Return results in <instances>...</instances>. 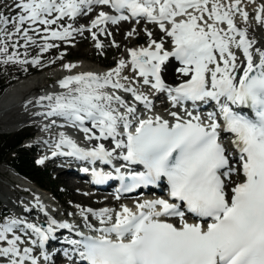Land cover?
I'll return each mask as SVG.
<instances>
[{"label": "snow or ice", "instance_id": "snow-or-ice-1", "mask_svg": "<svg viewBox=\"0 0 264 264\" xmlns=\"http://www.w3.org/2000/svg\"><path fill=\"white\" fill-rule=\"evenodd\" d=\"M240 4L241 0H17V16L0 14V25L14 24L15 33H23L25 45L35 43L29 31L40 32L33 26H43L41 52L56 47L49 40L65 41L74 32L84 31L91 32L96 47L102 48L92 30L98 29L103 35L106 29L100 25L128 20L124 10L132 18L142 17L158 24L171 38L173 47L167 51L163 42L151 40L148 33V47L129 49L128 61L119 60L103 75L88 72L65 76L58 81L65 92L37 100V104L48 101L42 105L47 110L39 115L62 118L85 133L86 140H110L114 145L108 149L98 143L85 149L61 132L56 148L66 147L69 151L60 154L104 164L117 159L126 162L125 167L143 168L127 175L119 167L114 169L115 175L94 171L97 183L119 180L118 192H133L156 185L162 178L167 181L168 199L136 202L135 210L126 205H121L119 211L82 210L85 221V213L98 219L100 227L88 224V228L99 235L76 232L81 238L66 242L74 246L86 264H264V50L253 49L255 41L247 38L246 29L234 23L237 13L245 22L249 18ZM92 5L110 6L118 15L100 11L87 29L71 24L51 27L64 17L91 12ZM255 20L264 25V5L256 9ZM220 24H226V29ZM12 35L9 33L7 38L10 40ZM0 55L4 63H40L39 58L21 60L15 51L9 55L6 44L0 46ZM170 57L180 62L178 71L188 78L175 87L162 79ZM128 64L143 84L158 93L166 92L172 108L181 106L183 114L169 111L171 120L159 114L138 115L135 105L116 94L117 90L129 93L149 113L153 110L148 96L120 82L128 80L127 76L121 77ZM74 67L64 65L69 71ZM109 88L113 91H106ZM186 102L192 103L194 111L183 107ZM198 102L211 103L214 110L202 117ZM86 121L90 128L85 126ZM222 133L233 135L235 155L221 143ZM233 174L242 179L233 184ZM186 213L204 223H188ZM168 217L178 218L179 226L167 222ZM72 228L51 217L46 228L21 219L2 223L0 242L6 246H0V264H38L32 248L21 249L23 240L14 229L30 232L36 237L31 243L38 242L43 248L55 229Z\"/></svg>", "mask_w": 264, "mask_h": 264}, {"label": "rangeland", "instance_id": "rangeland-1", "mask_svg": "<svg viewBox=\"0 0 264 264\" xmlns=\"http://www.w3.org/2000/svg\"><path fill=\"white\" fill-rule=\"evenodd\" d=\"M17 0H0V14L4 15L5 17L8 18H13L17 16L16 14L10 13L11 8L14 6L11 4V2ZM222 2L229 3L230 0H222ZM255 2H260L259 4H256ZM261 5H264V0H246L243 2L241 0L240 7H242L246 12H249L251 9H257ZM210 7V4H209ZM19 12V10H16ZM191 11V10H190ZM207 18V17H205ZM211 23V21H209ZM234 23L237 25L238 28L241 29H246L247 31V38L249 40H254L255 44L253 45L254 48L258 49H264V25L258 24L255 20V16H250L245 22L237 13L234 16ZM68 24H71L73 28H80L84 27L85 29L88 28V24H81L80 22H65V21H58L57 25L51 26L54 29H59L62 27H66ZM25 26H28V24H25ZM169 25L165 26L168 27ZM33 27L39 28L40 32L37 34L36 32L29 31L28 35L32 36L33 40L35 43H28L25 45V39L23 37V33L16 34L15 33V27L14 24L9 23L8 25H0V34L2 32L6 33H13L12 38L8 42L5 43L8 46V54L10 55L13 51L18 53V48H25L26 51L24 52H19V56L21 60L27 59L28 61H31L33 58H39V65H33L32 63H4L3 62V56L0 55V64L1 70L3 68L11 71H15L14 69L16 68L20 74H25L27 75L30 73V69H34L38 71L39 66L44 64L50 65L51 67L49 69L40 71L39 73L34 74L33 71L31 72V77H43L47 76L48 78H43L41 81L40 79L34 80L33 82H37V84L40 88L35 89L32 91H29V93L24 97V101H33L31 106L27 107V111H22L23 107H19L17 110H11L10 112L6 113L5 118H7V124L5 125H0V133H9L11 131H14L16 128L19 126H22L23 124L33 122L35 125L32 128L25 129L27 132H34L39 134L41 132L44 133H53L56 134L57 129H60L56 125H49L47 127H42L40 126L41 121L39 122L37 119H40V117L36 118H31L30 114L32 115H38L36 110L39 108H46L44 106L47 105L48 101H42L41 104H37V100L39 99V94L43 93V91H54V92H65V89H62L59 87L58 81L62 80L65 76L68 75H73L79 72H85L88 73L91 71V73L96 74V75H103L104 73H107L111 69L115 68L117 66V62L121 59H124L127 50L130 49L131 47L134 48H145L148 47L149 45V36L148 33H151V40H154L156 42H163L165 48H172V42L171 38L168 37L164 32L158 29H152L150 27H146L145 25L137 24V22H134L132 24H123V25H115L110 28H108L105 31V34L101 35L99 32L97 33V39L102 43L103 47L102 48H97L96 47V42L92 39V33L88 31H84L83 33L79 32H74L72 37L68 38L65 41H60V40H49V43L55 44L56 49L51 50L44 53L41 52V45L43 44V40L41 37L44 35L43 33V26L39 25H34ZM219 27L225 28L227 27L226 24H220ZM133 29L135 31L131 36L127 35L129 32H132ZM95 32V31H94ZM107 33H111L109 36ZM4 36H1L2 38ZM155 38V39H154ZM135 41H143V43H139V45H135ZM15 44L16 47L13 48L12 45ZM4 45V40L2 41L0 39V46ZM234 51H236L234 49ZM63 54V55H61ZM240 59H243L242 53L239 52ZM48 59V61H47ZM58 62V63H56ZM54 63V64H53ZM112 63V65H109ZM65 64H73L76 65V67L72 68L70 71L66 70L64 68ZM79 69V71L77 70ZM29 75V76H30ZM127 76L128 80L121 79V83L125 84L126 86H132L136 88V90L140 93H143L144 95L148 96V87L147 85L143 84V79L141 77H138L136 72L129 66L122 71L121 77ZM40 82V83H39ZM9 86V84L3 89V91L0 93V95L5 91V89ZM18 89H16L17 91ZM109 92H112V89H107ZM119 91H116V94L119 95ZM26 93H21V97L25 96ZM57 94V93H56ZM49 95V94H46ZM44 95V96H46ZM131 95V94H130ZM124 99L126 102L128 100L124 97H121ZM131 98V97H130ZM133 101V99H130V102ZM44 105V106H42ZM120 111H123V109H120ZM1 117V116H0ZM4 118V117H1ZM1 122V120H0ZM44 123H48V121H43ZM7 133V134H8ZM34 133V134H35ZM59 134V132H58ZM57 134V135H58ZM56 140V141H55ZM57 140L59 139H52L49 142H53L52 148H56V143ZM56 142V143H55ZM24 145L26 147L29 146V142H25ZM37 149V147L35 148ZM36 159V157L34 158ZM35 163L38 164V161L35 160ZM55 163H59V161L56 159ZM0 194L3 196H7L6 194L9 195L10 199L8 200V203L3 201V199L0 198V215L2 212H4L3 209L5 207H8V210L10 211L9 208H11V201L18 206L21 203H24L25 201L22 199H31L30 195H24L21 194L19 195V191L21 187L17 186H12L10 184L9 176L8 174L3 175L4 170L8 166L0 164ZM56 165L55 167H57ZM43 170L44 173H46L47 178H46V184H47V189L51 191L47 192V195L51 199V206L49 207L50 210H59L58 212H62L63 210H66V207H75L77 216L81 215V205L84 206V209H92L93 211H96L95 206L97 205L98 199L96 197H92L88 195V191L84 190V188L77 187L75 189L71 188L70 186L68 187L67 184L64 182L65 180L59 181V178L56 177L58 174V171H54L51 166H40ZM10 168V167H9ZM8 169V168H7ZM56 169V168H55ZM42 170V171H43ZM6 173V172H5ZM238 176L237 174H234ZM58 178V179H57ZM2 181L7 182V184H4ZM74 182H79L76 178H73ZM71 185V184H70ZM4 187V188H3ZM56 196H54V195ZM88 196V197H87ZM2 200V201H1ZM11 200V201H10ZM31 203L37 207L39 206L38 204H35V202ZM7 205V206H5ZM28 205V204H27ZM40 207V206H39ZM17 208V207H16ZM45 209V208H44ZM41 210V208H40ZM48 210V209H46ZM43 212V210H41ZM49 211V210H48ZM88 215V220L87 222H94L96 218L92 217L90 214L85 213ZM46 216L49 218L51 217L50 215ZM82 216V215H81ZM52 219H58L57 215L54 216L52 215ZM47 221V219H42V218H36L34 220V224H37L38 221ZM29 238L28 233H25V236ZM21 237V239H22ZM36 239V237H34Z\"/></svg>", "mask_w": 264, "mask_h": 264}, {"label": "bare ground", "instance_id": "bare-ground-1", "mask_svg": "<svg viewBox=\"0 0 264 264\" xmlns=\"http://www.w3.org/2000/svg\"><path fill=\"white\" fill-rule=\"evenodd\" d=\"M245 1L246 0H243V2H245ZM255 3L259 4L260 2H255ZM210 7H211V5H210ZM248 14H249V17L252 16V15L256 16V9L249 10ZM181 18L182 17H177V19H181ZM167 28H169V27H167ZM134 49H140V48L137 47V48H134ZM237 55H239V51H237ZM129 59H130V57L128 56V50H127V53H126V55L124 57V60L128 61ZM128 65L131 67L130 64H128ZM180 67H182V65H179L176 62L175 57H170L169 60L165 62V69L162 71L163 80L167 84L177 85V84L182 83L184 80L188 79L187 77H184L178 71V69ZM77 70L79 71V69H77ZM87 71H85V72H87ZM43 78H45V77L44 76L43 77H32V78H29L25 82H21V83H18V84H14L12 86H8L5 89V91L0 95V116L4 117V119L6 121H8L7 118H5V117H7V116H5L6 113L10 112L11 110H17L19 107H23V109H26L27 107L31 106L33 101L30 102L28 100V101L23 102L22 100H20V95H21V93H24V92H27V91L39 89L40 87L38 85H40V84H37L38 81L37 82H33V81L37 80V79H40V81H41ZM16 89H18V90L16 91ZM46 94H47V92H43V93L39 94V96L41 97V96H44ZM127 95H128V97H130L129 93H127ZM126 99H127V97H126ZM46 110H47L46 108H39L36 111L42 113V112H45ZM173 111H176V110H173ZM30 117L31 118L40 117V118H44L45 120H47V119H52L53 120V119L57 118V117L45 118V116L39 115V114L37 116L30 114ZM169 118L171 119V117H169ZM85 126L89 127V128L91 127L89 121L85 122ZM95 134L98 135V132H96ZM75 135L77 137H79V138H84L83 140L85 142H88L89 144L94 145V146L96 144H98V143H103L105 145V147L108 148V149H111L112 147H114V145L111 143L110 140H99V141H97V140H86L85 139V133H83V132L77 133ZM68 156L69 155H64V154H62L61 156L60 155L54 156V157H52L50 159V161H49L47 166L55 165L54 160H56V158H65V159L69 160ZM70 168H72L71 165H70ZM8 169L11 172H13L12 175H13L14 179L17 180L20 184L25 185L26 188L29 187V186H34L35 185L34 182H32L30 179L18 174L13 168H11V167L9 168L8 167ZM53 170L54 171H58V174H57L56 177L59 178V181L65 180L64 182L67 184L68 187L70 186L71 188L75 189V188L81 186L80 182H74L73 181V178H75V177L72 176V172L73 171L71 169H70L71 171H67V169L65 167H58V168L55 169V166H53ZM236 178H238V176H236V175H232V177H231V179H236ZM18 184L14 183L15 186L20 187ZM0 185H2V184H0ZM25 187H23V188L26 189ZM22 200H24L25 202L19 204L18 206H16L10 200L11 201V208H9L10 211L8 210V207H5V209H3L4 212L7 213L10 217L16 216V217H14V219L25 220V221H27L29 223H34V220L36 218H42V219L46 218V216L44 214H42L40 212V210L37 209L32 203H30V201H28L27 199H22ZM76 210L77 209L75 207H71V208L70 207H66V210H63L62 212H56L54 214V216H56L58 214H61L65 218H68V217L73 218L72 220H74V221H72V222L75 223V224H78V223L82 224L81 223V219L79 217H77V216H69L70 213H76ZM14 231H18L19 232L20 230L19 229H14ZM18 232H17L16 235H22V232H21V234H19ZM61 234H62L61 231L55 229L54 235H52L51 238H50L51 244H57V241H59V238H60ZM23 239H25V238L22 237V240Z\"/></svg>", "mask_w": 264, "mask_h": 264}, {"label": "trees", "instance_id": "trees-1", "mask_svg": "<svg viewBox=\"0 0 264 264\" xmlns=\"http://www.w3.org/2000/svg\"><path fill=\"white\" fill-rule=\"evenodd\" d=\"M18 49V53L26 50L25 48ZM1 66L0 64V93L8 84L21 76L16 68L14 69L15 71H11L10 69L6 71L4 68L1 70ZM49 66L50 65H47L46 67ZM39 68L45 67L41 65ZM30 71H32V69H30ZM28 134V132H18L13 135L0 133V163L9 165L19 174L45 188L47 187L45 181L47 175L35 163L32 151L26 148L22 141Z\"/></svg>", "mask_w": 264, "mask_h": 264}, {"label": "water", "instance_id": "water-1", "mask_svg": "<svg viewBox=\"0 0 264 264\" xmlns=\"http://www.w3.org/2000/svg\"><path fill=\"white\" fill-rule=\"evenodd\" d=\"M41 226H44V223H40Z\"/></svg>", "mask_w": 264, "mask_h": 264}]
</instances>
